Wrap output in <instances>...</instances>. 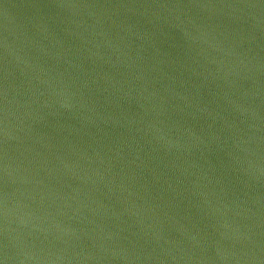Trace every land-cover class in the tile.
I'll use <instances>...</instances> for the list:
<instances>
[{"label":"water","instance_id":"1","mask_svg":"<svg viewBox=\"0 0 264 264\" xmlns=\"http://www.w3.org/2000/svg\"><path fill=\"white\" fill-rule=\"evenodd\" d=\"M0 264H264V0H0Z\"/></svg>","mask_w":264,"mask_h":264}]
</instances>
